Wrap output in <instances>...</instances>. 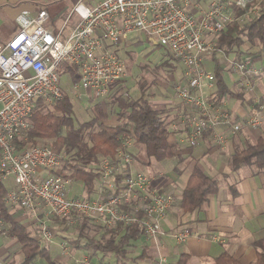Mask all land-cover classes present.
<instances>
[{"label": "built area", "instance_id": "2783aa9c", "mask_svg": "<svg viewBox=\"0 0 264 264\" xmlns=\"http://www.w3.org/2000/svg\"><path fill=\"white\" fill-rule=\"evenodd\" d=\"M261 0H101L95 5L77 4L72 13L77 22L64 41L46 26V10L22 11L16 21L18 33L6 43L0 41V180L12 179L13 188L4 197L6 205H17L35 217L40 237L54 243L51 218L73 227L90 221L103 230L117 224L139 225L148 238L165 234L162 222L175 198L154 191L152 177L134 171L133 140L120 138L115 156L102 157L96 168L94 196L69 197L71 178L64 177L65 155L46 144L31 143L18 149L15 142L31 129L36 103L52 105L64 99L60 66L77 67L80 79L70 85L76 97H108L112 86L128 75L117 47L134 33H143L154 46L166 49L183 70V81L173 87L185 109L180 114L191 147L212 132L220 148L245 129L264 130V103L234 119L227 98L216 100L217 78L206 62L225 56L229 70L237 72L245 94L255 93L264 74V62L237 58L216 50L224 29L238 20L256 16ZM254 5V6H251ZM246 11L238 18L234 7ZM71 75V73L68 72ZM224 128L227 132H224ZM41 171L47 175L42 177ZM0 234L6 235V221L0 210ZM189 229L174 230L171 237L184 242ZM61 248L67 251L65 244ZM0 264H5L0 262Z\"/></svg>", "mask_w": 264, "mask_h": 264}, {"label": "crops", "instance_id": "0c3cea01", "mask_svg": "<svg viewBox=\"0 0 264 264\" xmlns=\"http://www.w3.org/2000/svg\"><path fill=\"white\" fill-rule=\"evenodd\" d=\"M100 1L68 0V2L62 3L61 0H0V41L6 43L18 33L19 25L16 19L24 10H28L32 14L46 10L49 15L46 26L53 33L60 34L61 38L66 39L71 34L78 20L77 16L72 13L74 7L79 3L95 5ZM71 21L72 23H70ZM140 34L143 37L145 36L144 38L147 40L146 35L143 33H134L132 35L139 37ZM132 35L123 41L121 45L134 41L130 40ZM224 59L225 56L224 58H218L221 64ZM212 62V69L208 68L210 71L215 69L214 59H212ZM182 71L183 81L184 70ZM240 92L244 95L243 105L235 98H232L229 103L227 101L228 109L236 120L250 114L255 109L256 98L260 97L261 101L264 102V89L259 91L258 86L252 95L245 94L242 87ZM173 98L174 103L177 102L176 105L172 103L173 101L166 102L167 109H169L168 116L171 115L172 117L171 121L177 118V121L169 125V142L176 152V157L173 158L175 164L171 167L172 173L169 172L168 176L167 174H154L153 172V174H150L147 172L152 177V189L154 191L171 194L175 198V202L169 209L166 219L162 222V229L165 234L155 239L142 236L136 241H131L129 246L125 247L124 255L116 256L112 254L115 257L114 264H216V260L224 253L231 255L242 264H256L257 249L254 243L264 239V169L254 168L256 167L254 165H246L234 170L233 157L237 152L246 149L251 144H255L263 131L245 129L223 148L215 144L212 132H208L199 145L191 147L188 142L187 148L183 150V139L181 137L184 135L187 141L188 138L186 128L180 119V114L185 107L176 96ZM80 99L82 103L85 102L83 101L84 99L87 100L85 103L88 106L91 104L92 99L87 95L82 96ZM102 100L105 99L103 98L101 101L90 105L94 116V106L99 104L104 108L106 114L104 123L109 126L120 125L121 121L118 117L107 116L105 103ZM223 130L227 132L226 128ZM179 137L180 139H178ZM177 146L182 149V152H177ZM130 149L132 150V148ZM132 156L135 159L136 156L133 153ZM176 162L179 165L177 169L175 167ZM154 163H156L154 160L152 163L149 162L148 168L151 169ZM98 164L92 165L90 168L95 170ZM195 167L200 168L209 177L217 180L219 190L217 193L210 195L207 202L200 209L185 212L181 209L180 202L188 179ZM133 170L146 172L140 169L138 165H135V160ZM64 171L67 172L66 168ZM40 175L45 177L47 173L41 171ZM8 181L12 182L11 188H13V180L10 179ZM222 181L224 182L223 186L221 185ZM75 183L78 185L73 189L72 187ZM95 188L93 193L88 195L84 183L71 178L68 196L92 198ZM82 189L85 192L80 196L79 192ZM6 207L9 218L8 220L4 218L7 234H0V262L5 264H23L24 253L22 249L24 244L20 242L18 237V231L19 233L22 232L19 227L24 228V232L30 238L39 241L41 247H48L50 252L51 246L41 240L38 220L17 205H6ZM55 220L51 218L49 224L53 231H57L54 232L55 234L57 233L55 241L57 238V241H60L59 245H61L67 239H71L58 232L59 223L55 224ZM93 225L95 224L93 223ZM95 226L98 227L97 225ZM98 228L101 229L100 227ZM184 228L189 229L191 233V236L186 241L180 242L171 237L174 230ZM104 232L105 230H103V234ZM76 240L80 241L79 239H74L73 241ZM86 242H80V244L84 245ZM60 249L62 252L61 256L55 258L51 256V252L50 256L55 261L62 262L61 260L64 259L66 264H112L110 262L113 261L110 254L105 256L104 253L94 250L74 248L70 250V253L68 248L66 252L61 246ZM91 251L95 252L96 255ZM34 264H48V262L44 258H38Z\"/></svg>", "mask_w": 264, "mask_h": 264}, {"label": "trees", "instance_id": "16d2710c", "mask_svg": "<svg viewBox=\"0 0 264 264\" xmlns=\"http://www.w3.org/2000/svg\"><path fill=\"white\" fill-rule=\"evenodd\" d=\"M254 5L258 9L256 16H250L246 20H238L228 25L220 34L216 43L218 52L223 51L226 55L236 53L237 58L241 59L243 47L248 42L251 45H258L260 48L257 55L252 56V61L264 62V0ZM233 7L238 18L246 14V11ZM168 54L170 55L169 52ZM214 61V73L217 78L216 100L220 101L229 97L244 101V95L241 92L232 90L226 84L223 77L224 68L220 61L216 57ZM64 72L73 74V82L79 81L80 75L76 66L66 64ZM121 83L122 81L113 85L112 90ZM64 94L65 97L62 101L52 105L46 104L43 99L37 101L31 119L32 127L23 139L15 142V145L18 149H22L29 143L36 145L46 140H55L61 143L67 153H74L75 155L73 163L67 160L64 162V168L69 169L71 174L66 171H62L61 174L66 178L71 177L77 181H82L88 195L93 193L95 182L98 179L96 169L94 170L90 166L98 164L102 157L115 156L118 148L122 145L120 138H131L134 145L145 150L149 160L153 159L160 163L176 157L175 148L169 142V124L162 119V112L153 105L146 91L141 90L140 97L136 100H128L117 91L114 92L112 102L119 109L120 125H106L104 123L106 119L104 108L98 104L94 106V118L79 128L75 127L74 105L65 91ZM48 106L52 108L51 111H48ZM85 130L89 132L87 137ZM86 139H89V142ZM246 165H254L259 169H264V130L255 144L249 145L234 155V170ZM8 190L5 182L0 180V209L3 218L6 220L9 216L4 197ZM218 190V181L209 177L200 168L195 167L182 193L180 207L185 212L200 209L207 202L208 197L217 193ZM61 222L66 223L64 220ZM80 226L85 227V221L81 222ZM19 228L22 232L19 233L18 231V237L20 242L24 244L22 249L24 253L23 264H34L38 258H44L48 264H64L55 261L50 256L48 247H41L39 241L30 238L24 232V228ZM142 236H146V234L139 225L123 228L121 224H117L111 229L105 230L102 239L88 238L84 245H81L78 240L72 241L71 244L74 248L119 256L124 255L125 247L129 246L131 241H136ZM254 246L257 249L256 264H264V239L255 242ZM216 264L242 263L224 253L216 260Z\"/></svg>", "mask_w": 264, "mask_h": 264}, {"label": "rangeland", "instance_id": "374dc122", "mask_svg": "<svg viewBox=\"0 0 264 264\" xmlns=\"http://www.w3.org/2000/svg\"><path fill=\"white\" fill-rule=\"evenodd\" d=\"M68 2V0H61V2ZM93 1V0H89ZM75 18V17H74ZM72 23V21L70 22ZM145 37V36H144ZM143 35H132L130 37V40H134L131 42H126L124 44H119L117 53L118 55L125 61L127 68H128V75L127 77L122 81V83L115 87L110 95L108 97H105V100L103 103H105V109L108 117H118L119 109L117 105L113 104L112 102V96L114 95V92H118L119 94H122L125 98L128 100H136L140 97V91L144 90L146 93L150 96V99L153 103V105L162 112L161 117L162 119L170 125V123L177 121L175 119L172 120L171 115L168 116L169 109H167V101H173L174 103V96L175 92L173 90V87L182 82V66L176 62L173 57H171L166 49L160 48L158 46H154L153 44L149 43ZM64 41L65 38H62ZM258 45H251L250 43H246V45L243 47V55L242 58L245 57H251L254 55H257L259 51ZM222 54L218 53L216 55V58L219 57L224 58V56H221ZM233 55V53H232ZM68 65V64H67ZM224 67V80L228 86L231 87V89L240 92L241 91V77L237 72H233L232 70L228 69V66L226 64V60H222V64ZM66 66V63H62L60 66L61 71V86L62 89L67 93V95L70 97L73 105H74V119H75V127L79 128L82 124L90 121L93 117V111H91L92 106L91 104L94 102L101 101L103 99L102 97L97 96H91V104L88 106L85 102L82 103V100L75 96V94L70 90V85L73 83V74H68V72H64V68ZM213 62L212 60L208 61L207 68L212 69ZM258 86V90L264 89V74L258 78V81L256 82ZM90 98V97H89ZM232 101V98H227L228 103ZM238 102H240L243 105V101L237 99ZM177 102L174 104L176 105ZM49 107V106H48ZM228 108V106H226ZM52 108L49 107L48 111H51ZM89 135V132L85 130V136L87 137ZM183 139L182 149L184 150L187 148L188 141L186 137L183 135L181 137ZM180 139V137L178 138ZM87 142H89V139H86ZM252 143V142H249ZM254 143V142H253ZM32 144V143H31ZM38 144H46L47 146L53 148L55 151L64 154L66 160L68 162L73 163L75 161V155L74 153H67V150L63 147V145L59 142H56L55 140H46L44 142H39ZM33 145V144H32ZM27 146V145H26ZM132 153L134 156H136L135 165L146 171V173L150 174H167L169 172L172 173V165L175 164L174 159L173 160H165L161 163H154L152 168L149 169L147 165L148 163H152L153 159L149 160L146 156L145 150L141 147H138L134 144L131 146ZM62 149V150H61ZM180 147L177 146L176 150L177 152H182ZM155 165V166H154ZM176 169L179 168V165L176 162L175 165ZM257 168V167H254ZM65 170V168H64ZM67 172L70 173V170L67 169ZM153 172V173H152ZM169 176V175H168ZM76 187L78 185L77 183L73 184ZM221 185H224V182H221ZM6 188L10 189L12 187V182L8 181L5 183ZM85 192L84 189H82L79 194L80 196L83 195ZM74 194V193H73ZM87 198V197H85ZM1 210V209H0ZM55 220V224L59 223L58 232H61L62 235L70 238L71 240L67 239L64 241L65 246L68 248V252L71 253V249H74L72 247L71 242L74 239H79L81 243L86 242V239L93 238V239H102L103 238V230L99 229L95 225H93L90 221H85V227L79 226L80 224L69 227L66 223H63L61 221ZM65 225V226H64ZM81 227V228H80ZM71 228V229H68ZM53 231V230H52ZM57 232V231H53ZM57 234V233H56ZM54 233V235L56 236ZM103 234V235H102ZM56 241L54 239V243H52L50 246V252L51 256L57 258L62 255L61 249H60V241ZM93 254L95 252L91 251ZM81 254V253H80ZM96 255V254H95ZM108 254H105L107 256ZM112 256V264H114V256ZM104 258V257H103ZM55 260V259H54ZM63 263L66 264V260H61ZM95 262L96 259H94Z\"/></svg>", "mask_w": 264, "mask_h": 264}]
</instances>
